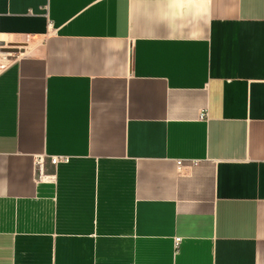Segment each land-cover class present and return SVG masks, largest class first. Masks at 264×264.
<instances>
[{
    "label": "crops",
    "instance_id": "obj_1",
    "mask_svg": "<svg viewBox=\"0 0 264 264\" xmlns=\"http://www.w3.org/2000/svg\"><path fill=\"white\" fill-rule=\"evenodd\" d=\"M0 32V264H264V0H0Z\"/></svg>",
    "mask_w": 264,
    "mask_h": 264
},
{
    "label": "built area",
    "instance_id": "obj_2",
    "mask_svg": "<svg viewBox=\"0 0 264 264\" xmlns=\"http://www.w3.org/2000/svg\"><path fill=\"white\" fill-rule=\"evenodd\" d=\"M3 43V40H1V32H0V45ZM6 67V64L3 63L2 61H0V72L2 70H4ZM69 158L68 157H65V156H59V157H52L51 158V163L53 165H57L59 163H66L68 162ZM37 164L38 166L41 168L42 165L44 164V158L40 157L38 158L37 160ZM179 164H181V162H179ZM180 242H181V238H176L175 239V250L177 252L178 248H179V245H180Z\"/></svg>",
    "mask_w": 264,
    "mask_h": 264
}]
</instances>
